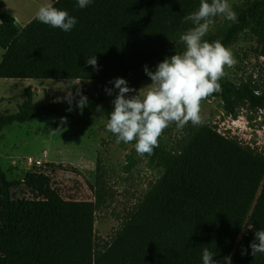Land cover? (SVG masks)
<instances>
[{"label": "trees", "instance_id": "obj_1", "mask_svg": "<svg viewBox=\"0 0 264 264\" xmlns=\"http://www.w3.org/2000/svg\"><path fill=\"white\" fill-rule=\"evenodd\" d=\"M74 16L77 23L64 32L36 19L22 28L0 7V78L94 81L95 93H84L102 106L109 119L117 77L139 89L148 78L144 66L156 65L176 50L183 51L179 36L191 23L185 15L197 10L200 0H92L84 8L78 0H50ZM210 2V0H209ZM2 0H0V4ZM237 22L223 17L204 39H220L229 48L243 33L255 40V52L264 58V0L232 4ZM95 55L99 69L86 60ZM223 113L236 118L242 109L264 107V88L253 79L219 81ZM75 90L76 87L73 86ZM13 114L0 117V129L12 122L65 116L77 109L53 101L32 103V88ZM131 95V93L127 94ZM251 117V116H250ZM167 139L159 138L147 164L160 174L126 206L108 237L94 228L96 212L112 204L115 190L98 162L94 198H70L50 175L39 169L25 173L23 182L42 196L50 212L34 215L24 225L13 224L9 180L0 166V264H203L207 247L217 264H264V253L251 255L255 231L264 229V151L218 130L210 120L201 127H169ZM135 145V141H133ZM175 153V154H174ZM130 160L124 167L129 171ZM117 217V215H116ZM251 226V227H250ZM246 254L241 255L243 250Z\"/></svg>", "mask_w": 264, "mask_h": 264}, {"label": "rangeland", "instance_id": "obj_2", "mask_svg": "<svg viewBox=\"0 0 264 264\" xmlns=\"http://www.w3.org/2000/svg\"><path fill=\"white\" fill-rule=\"evenodd\" d=\"M242 0H229L232 5ZM50 0H3L5 9L22 28L42 4ZM223 16L214 18L210 29L220 24ZM229 49L237 61L234 67H225V74L238 82L253 79L264 88V58L255 52V40L243 33ZM1 51V49H0ZM151 83L145 79L140 87ZM73 86L76 89H73ZM32 88V103L37 106L53 101H66L65 97L77 90L95 93V82L84 80L64 82L60 79L0 78V117L16 113L26 100L24 88ZM116 93L112 96V101ZM83 111L77 107L73 116L39 117L27 123L12 122L0 129V166L11 187L13 225H24L34 215L50 212L48 202L23 182L27 171L39 169L47 172L53 183L70 198L88 199L95 195L98 162L108 174V181L116 194L111 205L95 214L94 228L102 237H108L118 225L126 206H131L160 170L148 166L144 156L137 154L133 142L117 144L116 137L107 130V116L97 111V103L88 99ZM113 104V103H112ZM114 107V105H113ZM203 121L210 120L222 133L237 136L242 142L264 151V107L257 111L242 109L236 118L223 113L220 98L210 95L201 102ZM251 116V117H250ZM169 127L160 139L165 141ZM131 154L135 161L129 171L124 169ZM117 215V217H116Z\"/></svg>", "mask_w": 264, "mask_h": 264}, {"label": "clouds", "instance_id": "obj_3", "mask_svg": "<svg viewBox=\"0 0 264 264\" xmlns=\"http://www.w3.org/2000/svg\"><path fill=\"white\" fill-rule=\"evenodd\" d=\"M91 2L78 0V6L84 8ZM35 16L40 22L64 32L70 31L77 23L74 16L52 3L42 4ZM217 16L232 22L238 20L229 0H200L198 9L183 18L184 23L192 25L179 36L184 50H176L170 57L166 56L154 71L145 64L144 72L150 78V84L137 90L129 87L125 78L117 77L112 81L114 88H105L108 95L118 89L106 124L107 130L116 137L117 144L135 141L137 154L150 156L159 147V138L165 129L172 124L181 131L189 123L193 127L203 126L201 102L222 91L219 81L225 76V67H234L237 63L232 51L220 39L211 42L204 39ZM86 63L95 70L99 69L95 55ZM129 93L131 95H127ZM77 95L76 105L82 112L89 103L88 97L79 89ZM73 98L71 92L65 97L70 105ZM96 110L102 111V106L97 105ZM250 248L252 256L264 253V229L255 231ZM246 252V249L243 250L241 255ZM213 257L214 254L205 247L203 264H217ZM225 260L231 264L230 257H225Z\"/></svg>", "mask_w": 264, "mask_h": 264}, {"label": "crops", "instance_id": "obj_4", "mask_svg": "<svg viewBox=\"0 0 264 264\" xmlns=\"http://www.w3.org/2000/svg\"><path fill=\"white\" fill-rule=\"evenodd\" d=\"M0 7H2V8H4L5 9V7L3 6V0H2V3L0 4ZM34 18V17H33ZM32 18V19H33ZM31 19V20H32ZM15 22H16V19H15ZM18 27V26H17ZM0 49H1V51H0V60H1V57H2V54H3V49L0 47Z\"/></svg>", "mask_w": 264, "mask_h": 264}, {"label": "built area", "instance_id": "obj_5", "mask_svg": "<svg viewBox=\"0 0 264 264\" xmlns=\"http://www.w3.org/2000/svg\"><path fill=\"white\" fill-rule=\"evenodd\" d=\"M231 135V134H230ZM248 143V142H247ZM251 145V144H250Z\"/></svg>", "mask_w": 264, "mask_h": 264}]
</instances>
